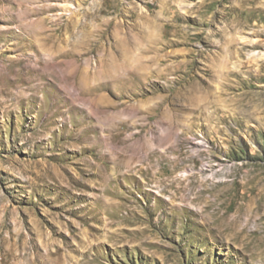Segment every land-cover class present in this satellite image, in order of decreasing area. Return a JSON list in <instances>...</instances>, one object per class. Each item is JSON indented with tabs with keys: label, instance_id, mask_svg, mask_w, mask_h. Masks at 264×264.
<instances>
[{
	"label": "rangeland",
	"instance_id": "374dc122",
	"mask_svg": "<svg viewBox=\"0 0 264 264\" xmlns=\"http://www.w3.org/2000/svg\"><path fill=\"white\" fill-rule=\"evenodd\" d=\"M239 3L0 0V264H264V0Z\"/></svg>",
	"mask_w": 264,
	"mask_h": 264
},
{
	"label": "bare ground",
	"instance_id": "6f19581e",
	"mask_svg": "<svg viewBox=\"0 0 264 264\" xmlns=\"http://www.w3.org/2000/svg\"><path fill=\"white\" fill-rule=\"evenodd\" d=\"M256 0H240V3H239V0H238V3H239V5H238V7H234L236 10H240V8H244V4L245 3H247V2H250V3H253V2H255ZM72 5H74L75 7H76V5L74 4V3H72V2H70ZM251 10H252V12H254V11H256L255 9H257V8H255L254 6H251V7H249ZM66 10H70L69 8L68 9H66ZM245 9H243V11H244ZM257 10H259V9H257ZM242 12V11H241ZM54 32H56V30H53ZM264 63V62H263ZM262 66V65H261ZM264 66V65H263Z\"/></svg>",
	"mask_w": 264,
	"mask_h": 264
}]
</instances>
